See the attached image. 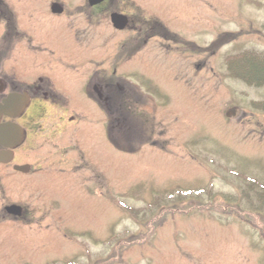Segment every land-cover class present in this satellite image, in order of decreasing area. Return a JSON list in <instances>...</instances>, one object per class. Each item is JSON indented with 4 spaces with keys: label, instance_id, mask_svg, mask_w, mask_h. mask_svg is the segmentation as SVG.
Segmentation results:
<instances>
[{
    "label": "rangeland",
    "instance_id": "374dc122",
    "mask_svg": "<svg viewBox=\"0 0 264 264\" xmlns=\"http://www.w3.org/2000/svg\"><path fill=\"white\" fill-rule=\"evenodd\" d=\"M172 1L183 15L170 27L199 44L181 52L152 39L128 60L124 43L138 34L110 32L109 77L121 59L132 76L112 94L109 141L92 143L84 168L78 154L69 168L28 157L46 170L40 182L55 177L29 199H59L60 223L3 227L0 264H264V88L229 71L234 56L264 57V0ZM67 55L45 56L44 85L72 79L75 95L84 76L56 64Z\"/></svg>",
    "mask_w": 264,
    "mask_h": 264
},
{
    "label": "flooded vegetation",
    "instance_id": "af4514ba",
    "mask_svg": "<svg viewBox=\"0 0 264 264\" xmlns=\"http://www.w3.org/2000/svg\"><path fill=\"white\" fill-rule=\"evenodd\" d=\"M150 1L154 5L146 7L139 0H0V106L10 103L9 109L0 114V127L15 130L9 139L0 140L1 231L8 225H37L42 229L60 223L59 212L55 213L58 209L54 208L59 199L45 208V201L37 205L30 200L36 194L39 198L35 191L29 196L31 189L43 194L55 177L40 182L38 176L46 170L40 163L27 161L28 157L69 168L78 167V154L79 168H84L93 159L92 143H108L112 94L117 93L116 88L118 93H125L119 82H129L132 76L118 70L121 59L109 77L110 32L115 37L126 32L138 34L134 41L124 43V49L130 52L128 60L152 39L159 38L162 46L181 52L199 44L189 43L170 27V20H181L183 15L175 8L179 6L176 1ZM50 53H68L57 58L61 62L57 65L72 69L82 66L84 79L74 76L82 82L75 95L70 88L73 80L67 82L64 76L61 78L65 80L58 83L64 85L62 89L44 85L43 66ZM127 102H122L125 109ZM89 103L93 107L86 106ZM86 117L95 119V124L84 126ZM110 139L120 143L119 138ZM96 145L93 147L97 150ZM17 166L28 167L18 170ZM89 189L96 191L97 186Z\"/></svg>",
    "mask_w": 264,
    "mask_h": 264
},
{
    "label": "trees",
    "instance_id": "16d2710c",
    "mask_svg": "<svg viewBox=\"0 0 264 264\" xmlns=\"http://www.w3.org/2000/svg\"><path fill=\"white\" fill-rule=\"evenodd\" d=\"M229 71L235 78L241 79L250 86L264 88V57L262 56L252 52L234 56L229 60ZM257 107L264 110V102H260ZM260 194L264 198V191H260ZM132 213L135 214V211Z\"/></svg>",
    "mask_w": 264,
    "mask_h": 264
},
{
    "label": "water",
    "instance_id": "95a60500",
    "mask_svg": "<svg viewBox=\"0 0 264 264\" xmlns=\"http://www.w3.org/2000/svg\"><path fill=\"white\" fill-rule=\"evenodd\" d=\"M119 19H120L119 17L116 18V20H119ZM117 24H118V26H121L120 22H118ZM9 107H10V103L9 102H7L5 106H0V114H1L2 111L8 110ZM14 131H15L14 128H11L9 126L0 127V140L9 139ZM18 138H21V136L19 135ZM26 168L27 167H23V166H17L16 167V169H18V170H24Z\"/></svg>",
    "mask_w": 264,
    "mask_h": 264
}]
</instances>
